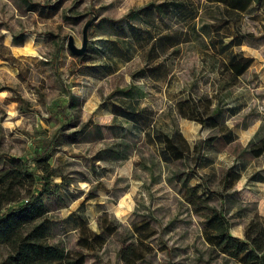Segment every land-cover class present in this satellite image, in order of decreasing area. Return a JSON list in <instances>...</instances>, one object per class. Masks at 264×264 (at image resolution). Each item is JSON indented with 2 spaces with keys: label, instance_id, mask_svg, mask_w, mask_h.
<instances>
[{
  "label": "rangeland",
  "instance_id": "rangeland-1",
  "mask_svg": "<svg viewBox=\"0 0 264 264\" xmlns=\"http://www.w3.org/2000/svg\"><path fill=\"white\" fill-rule=\"evenodd\" d=\"M26 1L37 6L58 3L59 9L45 19L29 12L24 0H0V157L29 159L58 135L49 163L60 174L53 179L61 183L60 195L44 199L51 219L49 242L72 250L76 215L84 214L93 230L106 215L115 232L96 259L88 256L85 264H120L116 254L122 240L136 243L134 226L145 221L155 235L149 241L153 253L144 264H236L211 253L201 236L203 219L181 197L178 180L190 176L189 183L195 184L202 179L211 191L222 194V200L212 197L210 205L225 215L234 236L241 237L249 221H264V182L249 179L255 173L264 177V155L253 157L254 145H250L264 131V7L255 10L256 20L243 18L241 32L252 34L254 40L236 49L255 62L236 86L227 88L203 60V53L211 54L208 19L203 15V21L189 18L162 27L163 33L173 36L172 47L159 52V60L168 63L173 77L167 84L130 80V74L141 68L143 53L114 76L87 80L77 75L78 64L67 50L68 37L80 47L82 28L89 19L95 17L87 34L92 43L101 30L106 31L103 19L116 21L149 3L183 0ZM184 2L193 16L196 5L206 1ZM18 34L27 44L11 48L10 38ZM23 56L33 57L37 64ZM130 86L146 91L142 106L150 108L162 131L183 134L191 145L190 155L167 162L143 129H131L127 122L111 123L104 102ZM237 96L246 106L229 117L227 108L234 106ZM202 97L221 110L219 122L235 132L233 142L225 143L221 130L202 129L179 117L177 101ZM113 124H121L122 131L109 127Z\"/></svg>",
  "mask_w": 264,
  "mask_h": 264
},
{
  "label": "trees",
  "instance_id": "trees-1",
  "mask_svg": "<svg viewBox=\"0 0 264 264\" xmlns=\"http://www.w3.org/2000/svg\"><path fill=\"white\" fill-rule=\"evenodd\" d=\"M205 1L204 5H196L193 16L188 3L183 0L149 3L138 10H131L116 21L103 19L106 31L101 30L99 34L106 39L88 42L85 53L80 57L70 54L79 64V75L100 79L116 72L133 57L136 50L145 49V64L132 76L165 79L169 70L163 61L158 60L159 52L165 51L168 46L172 47L173 36L163 33L162 27L168 29L172 23H185L189 18L199 21L201 17L203 21V15L209 21L211 53L210 58L204 55L203 60L226 81L224 87L235 85L253 62L252 58L235 50L243 43L254 40L252 34L241 32L243 18L248 16L256 20L257 14L254 12L264 7V0ZM24 2L29 12L45 19L59 9L58 3L37 6L26 0ZM14 41L20 43L18 37ZM89 62L92 64L88 65ZM117 94L120 96L116 97ZM133 97L130 90L115 91L107 97L109 100L104 104L106 111L112 115L111 123L127 122L131 129H143L147 139L157 146L159 156L167 162L179 161L190 155L191 145L181 132L162 131L151 112L139 109L136 102H131ZM112 99H116L115 102ZM11 101L23 103L21 100ZM212 107V101L206 97L197 100L188 98L176 103L180 118L194 122L202 129L221 130L224 142H233L236 139L235 132L227 126H221V110ZM236 110L227 108V116L235 115ZM148 125L149 128L144 129ZM109 127L117 128L120 132L123 129L121 124ZM58 141V135H55L43 151L26 160L0 157V264H85L88 256L96 259L107 237L115 232V228L108 224L106 215L98 220L97 230H93L85 215L77 214L75 248L69 250L49 242L51 219L44 199L60 195L61 183H53V179L60 177V174L49 163L50 150ZM250 145H254L251 147L253 157L263 155L264 131L259 140ZM198 165L199 161L195 167ZM256 175L250 180L263 181L261 176ZM189 181L190 176H179V193L191 211L203 219L201 236L211 253L231 259L236 264H264V221H249L241 237L232 235L228 219L210 205L212 197L222 200V194L211 191L202 179L195 184ZM134 232L137 234L136 243H127V239H123L120 244L116 254L120 264H144L153 253L149 241L155 231L149 221L134 226Z\"/></svg>",
  "mask_w": 264,
  "mask_h": 264
},
{
  "label": "crops",
  "instance_id": "crops-1",
  "mask_svg": "<svg viewBox=\"0 0 264 264\" xmlns=\"http://www.w3.org/2000/svg\"><path fill=\"white\" fill-rule=\"evenodd\" d=\"M32 13V12H31ZM32 14H35V13H32ZM207 22H209V21H207ZM20 34H18V35H14V36H12L11 38H10V43H11V48H21V47H24L27 43H25V41H26V38L25 37H22L21 35L19 36ZM16 37H18V39H19V42L20 43H15V38ZM110 37H112V36H110ZM100 39H106V37L105 36H103V35H100V34H97L96 35V41L97 40H100ZM95 40L93 41V42H95ZM247 42H249V41H247ZM246 43V42H245ZM245 43H243V44H245ZM242 44V45H243ZM241 45V46H242ZM241 46H239V47H237L236 49H238V48H240ZM235 49V50H236ZM11 51H12V49H11ZM141 53H143L142 54V64H141V67H143V65L145 64V55H146V50H144V52H141V51H139V50H136V52H135V54L133 55V57L128 61V62H126V63H124L122 66H120L119 67V69L116 71V72H114V73H112V74H110V75H105L104 77H102V78H106V77H111V76H114L115 74H117L119 71H120V69H122L123 67H125L127 64H129L134 58H136L137 56H139V55H141ZM211 54H207L206 55V57H207V59L208 58H210L209 56H210ZM202 56L204 57V53L202 54ZM244 56H246V55H244ZM21 57V56H20ZM247 57H250V58H252V59H254V57H252V56H247ZM23 58L24 59H27L29 62H31V61H33V63L34 64H37V62L35 61V59L33 58V57H29V56H23ZM158 60H159V58H158ZM254 60H253V62H252V64H251V66L249 67V69L252 67V65L254 64ZM74 63H77V62H74ZM78 64V63H77ZM92 64V62H89L88 63V65H91ZM166 64V66L168 67V74H167V77L165 78V79H162V80H157V79H155V78H153V77H148V76H146V77H143V78H137V77H133L132 76V74H134L135 72H133V73H131L130 74V80L132 81V82H134V80H144L143 82H148V83H152V84H159V83H163L164 82V84L166 83H169V82H171L172 81V79H173V77L171 76V73H170V66H168V63H165ZM78 66H79V64H78ZM248 69V70H249ZM247 70V71H248ZM212 71L214 72V73H216L215 71H214V68L212 69ZM246 71V72H247ZM245 72V73H246ZM77 75L78 76H80L81 78H85V79H87V80H96V79H98V78H95V77H90V76H82V75H79L78 73H77ZM244 75H242L241 77H243ZM240 77V78H241ZM102 78H100V79H102ZM240 78L238 79V81H237V83L235 84V85H233L232 87H234V86H236L237 84H238V82H239V80H240ZM225 85V84H224ZM135 86V85H134ZM134 86H130V88H128V89H125V90H130V91H132L133 92V95H134V97H133V99L131 100V102H136L137 104H138V108L139 109H146V110H148L149 112H150V108L149 107H147V106H142V103H141V99L144 97V93L146 92V91H144V93L141 91V90H138V89H135V88H132V87H134ZM146 87H149V84H146ZM150 87H152V86H150ZM114 98H116V97H114ZM116 100V99H115ZM115 100H114V102H115ZM129 100V99H128ZM117 102V101H116ZM233 104H234V106H232V107H229V108H236L237 110V112L235 113V115H233V116H229V117H235L236 115H238L243 109H244V107L246 106V102H245V100H242L241 98H240V96H237L235 99H234V102H233ZM152 114V113H151ZM153 115V114H152ZM227 115V114H226ZM112 116V115H111ZM182 134V133H181ZM183 135V134H182ZM186 139V138H185ZM187 140V139H186ZM264 155V154H263ZM263 155H261V156H263ZM260 156V157H261ZM260 157H258V158H260ZM257 158V159H258ZM255 174H257V173H255ZM254 174V175H255ZM254 175H252V176H254ZM251 176V177H252ZM256 176H261L262 178H263V181H257V182H264V177L261 175V174H257ZM250 177V178H251ZM249 178V179H250ZM250 182H255L256 183V181H251L250 180ZM247 224V223H246ZM245 224V225H246ZM244 228V227H243ZM236 237H240V236H236Z\"/></svg>",
  "mask_w": 264,
  "mask_h": 264
},
{
  "label": "water",
  "instance_id": "water-1",
  "mask_svg": "<svg viewBox=\"0 0 264 264\" xmlns=\"http://www.w3.org/2000/svg\"><path fill=\"white\" fill-rule=\"evenodd\" d=\"M93 22H95V17H92L84 24L82 28V42L80 47H76L74 45L73 39L71 37H68L67 50L73 56L80 57L85 53L88 44V38H87L88 30Z\"/></svg>",
  "mask_w": 264,
  "mask_h": 264
}]
</instances>
